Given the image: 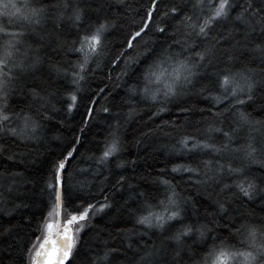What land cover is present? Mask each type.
Masks as SVG:
<instances>
[{
	"label": "snow or ice",
	"instance_id": "6c2138e0",
	"mask_svg": "<svg viewBox=\"0 0 264 264\" xmlns=\"http://www.w3.org/2000/svg\"><path fill=\"white\" fill-rule=\"evenodd\" d=\"M115 2L130 7L126 0ZM160 4L161 0H148L142 22L125 36L111 62L123 61L120 76H127L141 58L146 61L139 82L128 89L129 99L139 96L142 100L167 103L191 91L205 75L216 77L220 91L213 99L217 104L228 101L223 111L213 114L219 123L207 126L204 139L185 136L179 141L182 149L205 153L208 158L195 167L174 166L172 171L194 174L197 184L218 186L220 198L214 201L217 210L203 222L188 221L187 200L179 196L169 180L161 179L165 186L163 198L156 203L143 199L133 212L135 225L140 227L117 229V236L112 239H119V245L104 241L103 249L90 264H185V257L189 264H264V172L256 175V171L264 170V0H207V11L205 0H186L182 6L173 3L163 10ZM85 7L91 5H83L80 0H0V140L11 138L13 143L25 144L39 140L42 120L49 118L52 93L28 87V82L37 77L45 64L47 53L42 54V49L58 51L66 47L58 30H78V40L71 47V51L80 54L71 71V82L77 91L89 64L106 54L105 34L116 22L105 18L91 25L90 30L80 31L84 28ZM95 10L99 11V7ZM221 24L226 25L224 30L213 34V29ZM150 32L166 34L172 43L157 51L149 39ZM221 55L225 56L224 66L216 69L214 62ZM49 70L57 75L68 74L57 64L49 65ZM26 88L34 104L12 110L10 101L23 96ZM204 91L206 88L201 86L200 92ZM70 100L68 111L77 100L75 92L70 94ZM165 110L160 107L153 115ZM102 111L107 113L109 109ZM256 112L262 114L260 118L253 115ZM225 113L231 114L227 127L223 126ZM87 115L92 117V108L87 109ZM135 115L136 109L130 103L125 119L131 120ZM110 136L101 163L118 156L123 149L119 122ZM79 143L77 137L51 164L45 189L41 190L47 191L48 211L37 225L39 235L24 249L21 264H65L74 258L78 234L90 216L111 207L105 203L93 211L92 203L85 206L70 190L66 165ZM0 156L14 165L24 163L4 143H0ZM124 180L120 175L117 183ZM30 182L23 172L7 165L0 167V211L4 215L11 216L28 206L17 200L28 194L23 185ZM144 195L138 193L139 197ZM234 202L241 207L258 206L261 214H231L228 205ZM8 204L12 206L10 210ZM221 214L227 221L222 226L227 229L226 237L216 234L221 227L217 219ZM13 227H0V237L10 236ZM189 239L200 250L195 260ZM3 251L11 254L12 244Z\"/></svg>",
	"mask_w": 264,
	"mask_h": 264
},
{
	"label": "trees",
	"instance_id": "16d2710c",
	"mask_svg": "<svg viewBox=\"0 0 264 264\" xmlns=\"http://www.w3.org/2000/svg\"><path fill=\"white\" fill-rule=\"evenodd\" d=\"M185 2L186 0H161L160 7L163 10L165 5L175 3L182 6ZM191 2L194 3L195 0ZM80 3L91 5L85 7L84 28L80 31L90 30L91 25L105 18L114 19L116 26L105 34L106 54L89 64L78 91L77 86L71 82L73 65L80 59L79 53L71 51L73 41L78 40V30H58L65 48L58 51H52L50 47L41 50L42 54L47 53L45 64L37 77L30 78L28 82V87L52 93L47 111L49 118L42 120L40 138L26 144L13 143L11 138L0 140L9 152L16 153L17 157L24 161L14 165L0 156V167L7 165L9 169L15 168L31 181L23 185L28 194L17 200H23L27 207L17 209L11 216L0 211V227L14 225L10 236L0 237V264H13V261L15 264H21L25 257L24 249L39 235L36 231L37 225L42 223V217L46 216L48 211L47 191L41 190L45 189L51 164L66 152L77 137L80 140L76 145L77 151L66 165V179L70 190L76 197L81 198L85 206L86 203H92L95 206L93 211L105 203L111 207L96 211L95 215L90 216L86 226L78 234L74 258L71 257L68 264H90L103 249L104 241L119 245V239H112V236H117V229L133 226L139 228V225H135L133 212L143 199L156 203L163 198L165 186L160 183L161 179L169 180L179 196L187 200L188 221L199 219L203 222L211 218L209 213L217 210L214 201L220 198L217 196L218 186L197 184L194 174L172 171L174 166L195 167L200 160L208 158L205 153L182 149L179 141L185 136L204 139L207 126L213 122L219 123L213 114L223 111L228 101L217 104L213 99L220 91L215 84L216 77L205 75L191 91L167 103L142 100L139 96L129 99L128 89L139 82L146 61L141 58L138 64L129 69L127 76H120L123 61L116 64L111 61L120 50L125 36L142 22L148 0H126L130 7H121L115 0H80ZM98 7L99 11H96ZM225 27L223 24L218 25L213 29V34L223 31ZM149 39L157 51L172 43L166 34L150 32ZM128 51L133 52L132 49ZM224 60V55L219 56L213 67L222 68ZM51 64L62 66L67 69L68 74L62 72L57 75L50 71ZM201 86L206 88L203 93L200 92ZM73 92L77 95V100L72 110L68 111V104L72 103L70 94ZM10 103L14 111L25 108L29 103L34 104L27 94V88L23 96L13 97ZM130 103L135 107L136 115L131 120H126ZM105 107L109 112L102 111ZM160 107L166 110L153 115ZM88 108L93 109L92 117L87 115ZM32 111L36 112V106H33ZM253 115L260 118L262 114L256 112ZM230 120L231 114L225 113L223 126L227 127ZM118 122L123 149L118 156L101 163L102 152ZM216 136L219 138V134ZM118 163H123L124 166L117 167ZM261 172L264 170L256 171V175H261ZM120 175H123L125 180L118 184ZM141 192L145 194L144 197L138 196ZM7 207L10 210L12 206L8 204ZM228 209L231 214L236 211L261 214L260 208L252 204L241 207L238 202H234L228 205ZM217 219L221 227L216 234L226 237L227 229L222 227L227 222L226 218L221 214ZM144 239L147 240V237ZM188 243L192 246L195 260L200 255V250L197 245L192 244L191 239ZM8 244H12L11 254L3 251ZM185 264H189L187 257Z\"/></svg>",
	"mask_w": 264,
	"mask_h": 264
},
{
	"label": "water",
	"instance_id": "95a60500",
	"mask_svg": "<svg viewBox=\"0 0 264 264\" xmlns=\"http://www.w3.org/2000/svg\"><path fill=\"white\" fill-rule=\"evenodd\" d=\"M70 259H71V257L69 258V260H68V261H66V262H65V264H68V262L70 261Z\"/></svg>",
	"mask_w": 264,
	"mask_h": 264
}]
</instances>
